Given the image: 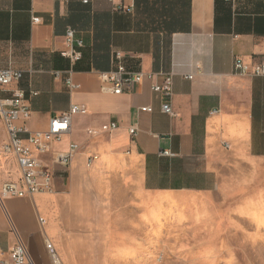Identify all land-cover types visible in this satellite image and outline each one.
<instances>
[{
    "label": "crops",
    "instance_id": "1",
    "mask_svg": "<svg viewBox=\"0 0 264 264\" xmlns=\"http://www.w3.org/2000/svg\"><path fill=\"white\" fill-rule=\"evenodd\" d=\"M32 16L40 22L32 24ZM67 28L82 43L81 60L70 74L78 85L73 93L65 85L69 63L60 56ZM263 45L264 0H0V70L11 67L22 75L0 97L21 90L30 111L16 125L45 131L50 117L70 105L86 109L54 145L58 152L70 143L79 147L68 168H54V193L0 201L2 256L20 240L34 264H50L47 237L63 264H102L103 257H92V251L110 247L93 236L109 234L111 218L152 220L163 202L181 218L177 200L215 195L232 159L264 160V77L234 73V59L259 61ZM118 63L129 72L157 76L120 95L105 93L98 73ZM164 74L172 75L173 117L161 111L164 99L151 89ZM111 124L116 128L102 130ZM5 142L0 124V148ZM18 180L15 159L0 150V187ZM37 215L45 221L42 228ZM246 217L247 247L264 250V206L247 210ZM117 248L119 264L156 262L138 252L155 250V244L124 242ZM231 248L217 237L168 243L161 264H233L221 252Z\"/></svg>",
    "mask_w": 264,
    "mask_h": 264
},
{
    "label": "built area",
    "instance_id": "2",
    "mask_svg": "<svg viewBox=\"0 0 264 264\" xmlns=\"http://www.w3.org/2000/svg\"><path fill=\"white\" fill-rule=\"evenodd\" d=\"M61 1L66 2L67 0ZM226 1L231 2L233 0ZM81 2L87 4L89 0H81ZM31 20L32 24L40 22L39 18L34 16ZM64 39L66 49L60 52V56L69 63V69L65 72L67 74L65 85L68 92L73 93L78 89V85L71 81L70 74L73 71V65L81 60L82 43L74 38V31L70 28L66 29ZM116 58L119 59V55H116ZM234 73L239 76L264 77V45L259 61L247 64L239 58L234 59ZM58 75L59 73H56V76ZM21 76L20 71L11 67L1 69L0 92L9 85L18 82ZM155 76L157 75L153 73L129 72L120 63L111 71L98 73L99 79L104 84L102 85V91L114 95H120L132 85L141 83L144 80L152 81ZM161 76V81L152 84L151 89L164 99L161 111L173 117L174 112L170 105L172 75L164 74ZM186 78L192 79L191 76ZM33 95L36 94L33 93ZM143 110L149 112L150 108ZM85 113V107L72 104L66 113L51 116L45 131L30 132L26 128L16 125L19 120H26L30 115L24 93L21 90H15L8 98L0 97V124L4 127L6 133V142L0 150L3 154L13 156L19 172L17 182H6L0 187V201L7 198L33 200L36 195L54 193V168H68L79 149L78 145L70 143L65 151L58 152L54 150V145L69 134L72 118L75 115ZM115 128L116 125L111 124L102 127V130L108 131ZM88 133L91 134L90 131ZM134 133V127H130L129 134L134 135ZM161 155L170 156L171 154L168 151H163ZM46 156H49L48 162L43 160V157ZM91 161L92 158H89L88 163H91ZM37 222L41 228L45 224L44 219L39 215H37ZM44 243L50 264H63L50 239L45 237ZM0 264L34 263L29 257L24 244L18 240L15 246L7 251L5 257L2 256L0 251Z\"/></svg>",
    "mask_w": 264,
    "mask_h": 264
},
{
    "label": "rangeland",
    "instance_id": "3",
    "mask_svg": "<svg viewBox=\"0 0 264 264\" xmlns=\"http://www.w3.org/2000/svg\"><path fill=\"white\" fill-rule=\"evenodd\" d=\"M230 165L229 170L222 171L220 188L212 197L196 196L177 200L179 205H183L184 216L181 218L174 217L170 209H164L170 204L166 202L158 203V212L152 220L111 218L109 234L93 236L95 242L110 248L93 250L92 257L100 254L103 257L102 264H119L117 247L124 242H141L155 244L157 248L141 249L138 251L140 255L152 256L156 260L153 264H161L164 263L168 243L207 241L210 237H217L232 247L221 251L223 256H228L229 262L264 264V250H251L245 242V232L251 226L246 217L247 210L253 209L256 213L264 206V160L232 159ZM195 208L207 209L211 213L194 217L190 211ZM128 213L134 214V211ZM202 226H217L223 230L219 234L187 233L186 227ZM230 227L235 229L233 233L228 230Z\"/></svg>",
    "mask_w": 264,
    "mask_h": 264
}]
</instances>
